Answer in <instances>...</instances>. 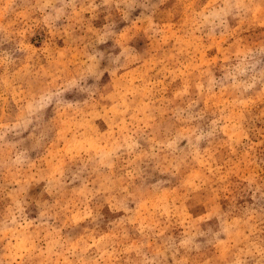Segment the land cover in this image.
Here are the masks:
<instances>
[{"label":"rangeland","instance_id":"obj_1","mask_svg":"<svg viewBox=\"0 0 264 264\" xmlns=\"http://www.w3.org/2000/svg\"><path fill=\"white\" fill-rule=\"evenodd\" d=\"M0 264H264V0H0Z\"/></svg>","mask_w":264,"mask_h":264}]
</instances>
